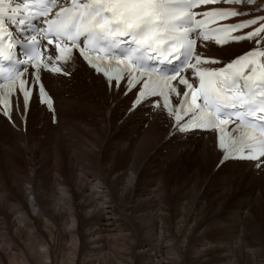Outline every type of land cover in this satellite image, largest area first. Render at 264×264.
<instances>
[{"label":"bare ground","instance_id":"obj_1","mask_svg":"<svg viewBox=\"0 0 264 264\" xmlns=\"http://www.w3.org/2000/svg\"><path fill=\"white\" fill-rule=\"evenodd\" d=\"M246 46L244 43L229 44L220 50V54L231 56ZM45 78L56 96L57 123L53 124L44 106L35 102L25 127L18 115H15L18 127L0 115V142L9 149V158L5 157L13 163L9 170L13 169V189L14 186L17 188L9 189L0 197V220L7 225L5 237L0 240V264H35L36 256L50 260L43 261L44 264H56L57 246L61 252L69 253L73 249L78 252L80 245L86 246V243L84 252L80 251L82 258L78 264H102L103 257H110L122 236L133 239L132 249L129 253L112 256L110 264H141L138 259L142 256L148 264H245L239 260L238 252L234 251L236 248L239 253L247 251V257L254 264L256 250L250 247L243 233L240 235L242 230L220 241L205 238L197 240L204 243L188 245L186 237L180 244L174 239L172 246L167 241L164 245L161 237L155 238V230H165V235L169 233L163 214L135 213L138 192H141L135 188L151 165L159 162L154 171L158 179L151 185L161 192L166 191L162 178L167 174L163 165L168 160L181 162L189 158L200 168L215 165L218 154L213 134L204 133L184 140L171 137L164 141L168 122L159 109L153 110L150 116L145 114L148 109L135 111L133 116L121 120L123 115L120 116L119 111L130 96L111 108L119 91L108 86L83 63L69 77L46 73ZM43 122L46 130L38 127ZM243 164H246L244 169ZM78 166L84 170L85 179L77 174ZM220 169V172L226 170L224 178L260 175L254 181L259 186L258 191L264 187V168L256 169L251 162L229 161ZM151 185L146 184L147 192ZM124 191L128 192L125 201ZM199 199L197 195L196 201ZM182 202L177 205L179 212L185 208ZM6 203H9L8 210ZM181 226L179 234L185 231ZM21 234H25L26 242L21 241ZM217 246L220 249L226 247L223 250L232 255L225 256L222 255L224 251H219L221 255L217 259L204 260L202 254ZM192 247L196 255L189 251ZM247 257L244 262L249 263ZM60 264L66 263L62 260Z\"/></svg>","mask_w":264,"mask_h":264},{"label":"snow or ice","instance_id":"obj_2","mask_svg":"<svg viewBox=\"0 0 264 264\" xmlns=\"http://www.w3.org/2000/svg\"><path fill=\"white\" fill-rule=\"evenodd\" d=\"M258 2L0 0V58L12 60L17 45L27 44L31 51L25 63L34 67L31 81L23 78V70L0 67V113L12 122L14 106L26 112L33 102V89L36 100H42L54 111L52 97L41 82V71L68 75L60 64L71 61L75 49L89 66L106 77L110 86L120 88L124 81L127 88L123 90L128 92L142 84L129 111L148 97L162 96L163 107L174 117L178 132L219 130V148L223 150L220 164L233 159L259 160L264 157V50L249 51L219 69L203 65L220 61L194 56L197 38L202 43L214 41L218 45L229 40L264 41V15L221 25L220 21L243 16L244 8H213L202 12L195 9L213 4L248 6ZM37 19L47 27L33 25L32 21ZM6 20L19 25L20 39L13 38ZM242 29L251 30L231 35ZM209 33H224L229 40ZM41 40L46 41L45 52L52 47L44 60L40 58ZM193 59L195 63L191 62ZM152 61L171 64L172 69L169 72L155 67ZM188 69L197 82L195 88L181 75ZM171 81L184 85L186 90L181 94ZM169 93L182 96L175 106L170 103ZM228 125L231 127L226 130Z\"/></svg>","mask_w":264,"mask_h":264},{"label":"rangeland","instance_id":"obj_3","mask_svg":"<svg viewBox=\"0 0 264 264\" xmlns=\"http://www.w3.org/2000/svg\"><path fill=\"white\" fill-rule=\"evenodd\" d=\"M43 124L45 123L43 122L39 124L38 127L46 130L47 128H45L46 126H44ZM35 127L36 126H34V128ZM35 129H37V127ZM6 155L7 158H9V149H6V147L0 142V172H1L0 197L3 196L4 193L6 192L8 193L9 189L11 188L13 189V185H12L13 177L11 174L13 173V169H11L13 168L12 167L13 163L11 159L9 160L6 159L5 157ZM4 163H6L7 165ZM21 163L23 164L24 161H22ZM158 164L159 162L155 163L154 164L155 166L151 165L148 172H145L141 178L139 177L140 182L136 186L137 189L135 188V191L138 190L141 191L138 192L140 193V195L138 196L137 203H135V210H136L135 213L140 214L141 212L146 211L150 214H153L154 216L155 215L158 216V214L161 213L163 214L162 216L165 219V223L168 224L167 228L169 229L168 231L169 235L163 234V233H167L165 230H161V231L155 230L156 231L155 238L161 237L163 244L167 241L168 242L167 244L172 246L174 239L177 240V242L179 241L180 244L181 239L185 240L187 237L186 243L189 245L191 242H195L196 244L204 243L202 241H197V240H201L205 238L206 239L210 238L211 240L214 241H220L223 237L232 236L233 234L235 235L242 230L240 232V235L243 233L250 247H253V249L256 250V252H254L256 253L255 254L256 261H254L255 259L253 258L254 264H258V262L259 263L262 262V264H264L263 263L264 262V187L262 188L261 186L262 191L261 192L258 191L259 186H257V183L254 181L255 179L259 178L260 175L252 176L250 174H244L240 179L235 177L224 178L225 177L224 172L226 170L214 174L212 173L214 167L213 165H211L213 166L211 170V166L202 167V168L194 166L189 158L188 159L184 158L181 160V162L177 160L176 161L168 160V163L165 166L163 165L164 167L163 169L164 171H167V174H164L163 176L164 179L162 178V180L164 181L163 184L167 185V186L165 185L166 191L161 192L157 189V187L151 185V183L154 184V181L156 182L158 179L156 177L157 176L156 173L154 172L155 169L158 167ZM245 165L246 164H243L244 166L243 169L245 168ZM36 166L39 168L40 166L39 162L36 163ZM9 167H11L10 170ZM76 170H77L76 171L77 174H80L81 177L84 178V170L81 169L80 166H78ZM79 171L82 173H80ZM31 173L33 172H29V174ZM239 176L240 175H238L237 177ZM146 184H150L152 186L151 189L148 190V192L147 189H145ZM227 184L229 185L227 186ZM141 185L142 187H140ZM27 186H29V184H27ZM15 189L17 188L14 186L13 190ZM144 190L146 194H148V196L145 194V192H143ZM151 192L152 194H149ZM257 192H259L258 193L260 194L259 196H257L258 195ZM123 195H124L123 201L127 200L128 192L124 191ZM197 195H199L200 198L199 200L201 202L199 200L196 201ZM29 198H32V196L30 195ZM198 201L200 203L197 204ZM180 202L185 203L184 204L185 208L184 210L179 212V210L177 209L178 208L177 205ZM191 202L193 203V205L191 204ZM156 203H158L159 205ZM8 205L9 203L5 204V208L7 206L6 208L7 210L9 209ZM155 205H157L160 210H158L157 206ZM164 212L167 213L168 215L165 214ZM187 217L190 218L188 219ZM195 218L196 220H194ZM176 219L181 222V223L179 222L180 223L179 225L176 222L177 221ZM190 219L194 221H191ZM184 220L186 223L184 222ZM0 222H1L0 224H2L0 225V240H1L3 237H5L4 235L6 232L5 230L7 228V225L4 223V221H2V219L0 220ZM157 225L161 226V223H157ZM181 225L184 226L185 231L182 232V234L181 233L179 234L178 229L180 230L182 228ZM20 238L22 242H26L27 240L25 234H21ZM132 245H133V239L127 238L126 236H122L117 247H113L114 245L112 246L113 248L116 249L110 252L111 253L110 257H103L102 264H110L109 263V261L111 260L110 258L114 255H119V253L121 252L129 253L128 251H131ZM86 246L82 245L81 247L80 245L78 252L74 251L73 249L69 253L61 252L60 247L57 246L55 248V255L57 257L56 264H60V261L62 260H64L66 264H78V262L82 258V255L80 253L84 252ZM218 246L211 247V249L207 250L204 254H202V256L204 257L203 259L204 260L217 259L221 255L219 251L220 252L224 251L223 249L226 248L224 247L223 249L222 248L220 249ZM232 249L233 248H230L229 250ZM113 251H115L114 252L115 254L113 253ZM189 251H192L193 255H196V253L194 252L195 248L192 247L190 248ZM234 251L238 252L236 253L238 254V258L241 262L245 264H253L252 259L250 257H247L246 255L247 251L242 250V252L239 253V249L237 248ZM223 253L222 255L225 256L227 254L232 255V252L231 253L227 252L226 254V251H224ZM246 257L248 258V261L250 260L249 263H246V261L244 262V258L245 260H247ZM43 261L49 262L50 260L47 258L42 259L40 256L34 257L35 264H44ZM138 261L141 262V264H148L146 257L143 256L140 259H138Z\"/></svg>","mask_w":264,"mask_h":264}]
</instances>
